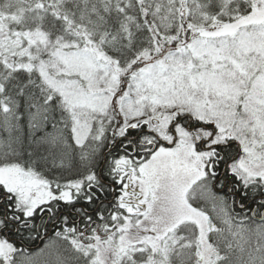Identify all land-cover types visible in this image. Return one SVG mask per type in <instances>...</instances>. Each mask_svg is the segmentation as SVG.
<instances>
[{"label":"snow or ice","instance_id":"obj_1","mask_svg":"<svg viewBox=\"0 0 264 264\" xmlns=\"http://www.w3.org/2000/svg\"><path fill=\"white\" fill-rule=\"evenodd\" d=\"M0 264H264V0H0Z\"/></svg>","mask_w":264,"mask_h":264}]
</instances>
